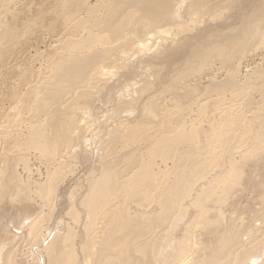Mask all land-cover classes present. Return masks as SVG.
Listing matches in <instances>:
<instances>
[{"label": "bare ground", "instance_id": "6f19581e", "mask_svg": "<svg viewBox=\"0 0 264 264\" xmlns=\"http://www.w3.org/2000/svg\"><path fill=\"white\" fill-rule=\"evenodd\" d=\"M17 255L264 264V0H0Z\"/></svg>", "mask_w": 264, "mask_h": 264}, {"label": "rangeland", "instance_id": "374dc122", "mask_svg": "<svg viewBox=\"0 0 264 264\" xmlns=\"http://www.w3.org/2000/svg\"><path fill=\"white\" fill-rule=\"evenodd\" d=\"M54 35V34H53ZM44 36H45V34H44ZM54 37H55V35H54ZM54 37H52V38H50L51 40H54L55 38ZM46 38V37H45ZM49 37L47 36V38H46V40L48 39ZM57 40H58V38H56ZM48 41V40H47ZM42 46V45H41ZM34 50V49H33ZM33 50H31V51H33ZM35 64V63H34ZM35 66H37L36 64H35ZM14 229H12V231H13ZM16 230V229H15ZM14 230V232H16ZM19 231L17 230V232L16 233H18ZM17 256H19V255H17ZM21 257V258H20ZM24 257V256H23ZM22 256H19V257H17V261H19L18 263L19 264H27L29 261H27V260H25L24 258H23ZM19 259V260H18ZM25 260V261H24ZM29 264V263H28Z\"/></svg>", "mask_w": 264, "mask_h": 264}]
</instances>
